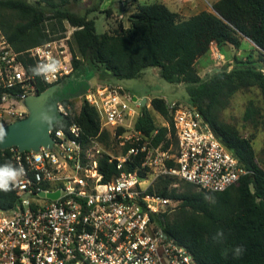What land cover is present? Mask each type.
Returning <instances> with one entry per match:
<instances>
[{"label": "trees", "instance_id": "1", "mask_svg": "<svg viewBox=\"0 0 264 264\" xmlns=\"http://www.w3.org/2000/svg\"><path fill=\"white\" fill-rule=\"evenodd\" d=\"M77 2L80 0H0V28L12 48L24 53L64 37L67 23L75 28L70 47L76 75L100 70L109 71L119 80H131L139 78L145 69L158 68L167 82L184 84L191 107L202 113L221 143L251 174L223 192L198 190L185 181L181 190L175 187L177 177H160L147 194L178 203L172 220L168 212L162 213L163 225L199 264H264V168L257 162L252 139L242 136L235 126L220 118L230 100L241 91L258 87L264 99V0H220L213 6L215 12L202 11L190 17L173 12L161 2L129 0L127 3L136 6L129 16L130 26L125 28L120 22L117 29L101 35L88 13L81 15L72 10V4ZM213 44L219 49L245 48L244 54H235L233 63L203 79L197 65L200 61L207 62L208 67L214 62L210 57ZM49 87L38 82V94ZM71 100L64 103L75 108ZM151 106L168 126H158L145 106L135 122L136 131L154 148L161 147L164 151L176 148L173 117L166 100L153 98ZM260 113V108L250 102L243 119L258 125ZM73 123L82 128L84 144L111 137L108 128L101 129L96 107L86 100L71 117L60 119L55 128L68 132ZM144 157L145 153L140 152L122 171L145 177L148 169L142 167ZM5 163L13 165L10 150H0V165ZM117 163L107 154L99 159L105 181L122 172ZM17 202L13 189L0 191L1 209L12 210ZM221 231L222 237L213 239ZM237 247L243 249L239 256L235 254Z\"/></svg>", "mask_w": 264, "mask_h": 264}, {"label": "built area", "instance_id": "2", "mask_svg": "<svg viewBox=\"0 0 264 264\" xmlns=\"http://www.w3.org/2000/svg\"><path fill=\"white\" fill-rule=\"evenodd\" d=\"M71 36L18 53L0 28V126L28 117L25 102L38 95V82L53 86L75 74ZM214 46L216 59L223 60ZM49 56L60 61L59 70L48 79L34 76L30 69ZM84 96L98 110L101 129H122L118 138L131 144L123 157L109 155L120 171L142 152V167L156 178L174 176L202 191H226L251 174L195 107L169 106L177 146L164 151L136 131L139 113L133 105L139 102L122 88L92 86ZM57 111L61 119L72 116L63 102ZM50 135L52 148L8 149L13 166H23L25 175L12 188L16 207L0 213V264H199L165 230L162 213L172 201L148 195L150 184L137 172L105 181L99 170L104 153L95 139L83 143L78 124L68 132L54 128ZM55 193L56 199L48 197Z\"/></svg>", "mask_w": 264, "mask_h": 264}, {"label": "rangeland", "instance_id": "3", "mask_svg": "<svg viewBox=\"0 0 264 264\" xmlns=\"http://www.w3.org/2000/svg\"><path fill=\"white\" fill-rule=\"evenodd\" d=\"M31 1V0H30ZM129 0H87L86 2H77L72 4L71 8L73 11L85 15L89 14L90 19H94L96 22V31L99 35L109 33L110 31L117 29L120 22L124 24L125 27L129 26L128 18L130 14L136 11L135 5L131 2L127 3ZM140 3L146 2H161L164 3L170 10L177 12L184 17H190L196 15L202 11H213V6L220 0H139ZM119 2H125L126 5L122 6ZM127 12V13H126ZM119 17H126L124 20H120ZM68 35H72L73 29L66 23ZM72 37V36H71ZM249 51V50H247ZM246 51V52H247ZM214 51L211 50V65L207 62H199L197 65L200 75L203 79L209 78L215 72L220 71L227 65L225 58L223 60H218L215 57ZM234 57L232 56L230 62H234ZM227 61V60H226ZM109 86L112 88L121 87L123 91L128 93V91L134 96L146 97L148 99L146 107L151 111L158 126H168V122L161 116L158 112L153 110L151 106V101L153 98H163L167 102V106L172 103H178L185 107H191L189 96L187 93L186 86L184 84H174L169 83L160 76V70L158 68H148L145 69L142 75L137 79L131 80H119L114 76L105 73L104 71H85L81 75H72L69 79L57 84L54 88L46 92L42 97L41 102L43 103L46 110L49 113L55 114L61 119V115L57 111V103L65 102L71 100L72 104H69L71 112L74 110H79L82 102L85 100V91L88 86ZM52 87V86H50ZM49 87V88H50ZM129 94V93H128ZM143 97V98H144ZM253 102L258 108H260L261 113L258 117V125H254L249 122H245L243 117L248 107V104ZM140 103V101H139ZM139 103L133 105L138 107V113H141V104ZM221 121L227 124L235 126L242 136L252 139V144L255 149L257 162L261 168H264V99L262 97L261 91L258 87H252L250 89L241 91L237 93L229 102L226 109L221 114ZM111 133L110 139L107 141H97L98 146L102 153L110 155L112 158H121L126 155L125 148L131 144L120 140L118 133L111 127H107ZM172 150H175L172 147ZM153 171H147L144 179L146 184H150L152 188L160 177H155ZM144 183V184H145ZM186 183L180 179L176 180L175 187L184 190ZM148 188V189H150ZM198 189V188H195ZM199 190V189H198ZM178 203L172 202V205L168 209V214L170 219H173L174 213L177 211Z\"/></svg>", "mask_w": 264, "mask_h": 264}, {"label": "water", "instance_id": "4", "mask_svg": "<svg viewBox=\"0 0 264 264\" xmlns=\"http://www.w3.org/2000/svg\"><path fill=\"white\" fill-rule=\"evenodd\" d=\"M215 12V10L213 9ZM109 74H111L108 71ZM57 86V85H55ZM52 86L45 92L30 96L27 98L25 104L28 109V117L11 123L10 125L3 128L6 133L3 143H0V150L6 151L10 148L16 147L20 151H38L40 148H52L53 139L50 135V131L55 128L56 123L60 120L55 114H51L46 110L43 103L41 102L42 97L54 88ZM134 102H139L141 107H145L148 99L146 97L139 99L137 96L133 97ZM47 115L53 121L51 127L43 122L42 117ZM41 196H44L42 193ZM59 193L49 194L50 199H56ZM5 212L0 208V213Z\"/></svg>", "mask_w": 264, "mask_h": 264}, {"label": "clouds", "instance_id": "5", "mask_svg": "<svg viewBox=\"0 0 264 264\" xmlns=\"http://www.w3.org/2000/svg\"><path fill=\"white\" fill-rule=\"evenodd\" d=\"M60 67V61L49 56L47 62L38 63L30 69L34 76H43L48 79L51 75L55 74ZM43 122L49 127L52 126L53 121L47 115L42 117ZM6 133L3 127L0 126V143L4 142ZM25 175V169L23 166H13L11 163H5L0 165V191L8 192L20 182V179ZM223 233L218 232L217 236L213 239L222 237ZM243 252L241 247L235 249V254L239 256Z\"/></svg>", "mask_w": 264, "mask_h": 264}, {"label": "crops", "instance_id": "6", "mask_svg": "<svg viewBox=\"0 0 264 264\" xmlns=\"http://www.w3.org/2000/svg\"><path fill=\"white\" fill-rule=\"evenodd\" d=\"M87 0H80V2H86ZM117 1H119V0H117ZM122 6H125L126 5V3L125 2H123V3H121V2H119ZM146 3H151V2H146ZM135 9H136V7H135ZM127 13V12H126ZM131 15V14H130ZM120 18V20H124L125 18L123 17H119ZM128 21H129V18H128ZM123 24V23H122ZM123 26H124V24H123ZM129 26H130V22H129ZM129 26H127V27H125V28H128ZM75 31V29H73V32ZM73 34V33H72ZM214 48H217L218 50H219V52H220V54L221 55H223V57L225 58L224 60H225V62H227L226 64H228V62H230V59H231V57L232 56H234L235 54H237L238 56H241L242 54H244V52H243V50L245 49H241V50H239V51H236L234 48H232L231 46H225V47H223L222 49H219V47L218 46H214ZM227 60V61H226ZM226 66V65H225ZM109 74V73H108ZM94 86V85H93ZM95 86H97V85H95ZM89 87L90 86H88V88L86 89V91H85V93L87 92V90L89 89ZM121 88V87H120ZM128 93L132 96V97H134V95L135 94H132V93H130L129 91H128ZM145 96V95H144ZM144 96H142V97H139V99H142Z\"/></svg>", "mask_w": 264, "mask_h": 264}]
</instances>
